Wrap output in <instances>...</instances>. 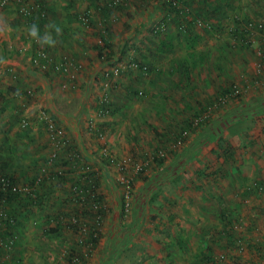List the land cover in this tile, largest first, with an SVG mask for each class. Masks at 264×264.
<instances>
[{
  "label": "rangeland",
  "instance_id": "obj_1",
  "mask_svg": "<svg viewBox=\"0 0 264 264\" xmlns=\"http://www.w3.org/2000/svg\"><path fill=\"white\" fill-rule=\"evenodd\" d=\"M38 1H41L40 3L45 8V17L38 24L41 35H43L44 28L41 24L46 20L50 10H47L45 0ZM51 1L57 3L55 10L58 13L55 17L67 18L66 16H73L74 11L80 14L87 8L90 10L89 13H96V18L90 17L91 28L88 31L90 37H96L98 29L106 23L102 15H106V17L109 15L108 19L112 25L110 33L115 34L112 37L114 41L111 40L113 41L111 43L113 45L119 43L120 45L122 42L123 54H119L118 59H116V51L113 55L114 58L108 61L115 59L116 61H128L130 58L140 61L134 52L150 55L151 48L155 47L156 44L163 43L165 48L170 49L166 53H171L178 59L184 58L183 63L188 62L189 55L186 52L190 51V56L193 55L194 58L191 61L192 64L197 66L203 64L207 68L212 66L211 69H208L210 73H207L211 77L206 81L204 79L206 74H204L203 79H200L201 81L193 82L191 80L194 84L191 88L185 89L187 90L186 99L191 97V101L183 105L168 103L166 98L168 89L166 87H163L162 90L158 87L160 94L164 95L163 100L156 101L154 98L159 90L153 92L155 85H151V80L154 74L152 73L151 77L150 75L155 68L148 60L144 62L148 69L147 67H133L122 70L121 74L110 78L107 87L100 88L97 85H100L101 72L90 71L92 66H95L94 63L91 64L87 61L90 56L78 52L80 56L72 57L80 66L74 92L76 95L73 96L74 109L77 110L78 106L83 103L84 108L80 112L84 113V117H87V122L92 120L93 117H89L93 113L91 109L95 110L96 108L92 100L100 94V91L102 93L103 91L107 92L110 108L109 117L105 118H108L107 120L99 119L94 123L95 127L105 131L103 140L97 139L93 131L89 130L88 125L85 126L86 132L89 133L88 141L93 143L91 148L85 146L89 150L86 153L97 157L99 145L104 142L111 155L118 161L125 163L126 171L131 175L129 206L127 209L116 207L121 198L120 193L124 192V189L116 183L118 181L115 177H118V173H115L111 165L109 167L105 165L106 173L112 177L110 189L105 184L101 171L96 165H92L91 160H82L84 164L79 163L82 165H78L77 169L76 160L75 164L69 162L70 160L64 161L61 163V168L65 171L62 177L67 179L58 185L64 187L60 191L57 187L56 195L54 196L53 193L48 201L59 203V200L68 197L69 194H66L68 189L69 193H72V181L77 176L75 173H80L83 170H97L96 175L99 178L97 187L106 208L98 223L94 225L97 230V245L95 248H89L88 236L80 233L76 227H67L66 223H72V211L70 209L62 213L61 221L66 227L57 228L59 232L52 233L49 230L55 227V218L44 211L46 208L44 201L32 203L28 208H25L24 200L18 201L13 208L18 211L16 226L18 228L15 231L18 239L15 244V251L16 256L20 259L19 264H66L70 261L66 256L67 250L71 252L72 256L77 257L78 253L83 255L82 259L79 258L78 264H205L200 263V261L208 249L213 252L215 257H218L219 253L231 250L227 254L226 261H229L231 259L228 256L234 254L236 243H249L254 247L258 243H264V185L261 184L262 188L260 189L252 188L251 192L245 196L239 195L238 201H235L234 198L230 200L233 203L232 208L227 202H220L221 199L218 198L217 190L214 193V189H218V182L226 181L235 169L232 166L233 159L235 161L240 160L242 163L246 154L252 155L251 146L254 144L252 141L260 139L259 136L254 137V135L259 131L261 132L264 118L256 122H246L245 125L244 123L241 124L246 129L237 128L235 124L230 127L223 126L222 122L218 121V116L226 111L229 105L222 106L210 116L206 125L201 126L199 124L189 129L187 136L178 142V135L185 128V122L189 121L198 109L195 100H199L201 107L207 106L218 97L221 90H224L237 78H239L238 83L241 82L243 79L241 76L239 77L240 74L249 76L253 73L251 62L254 55L252 46L244 43L243 25L248 20L255 24L260 23L262 25L261 31L264 34V0H205L202 7L205 12L212 11L211 14L199 12L200 0H186V2L176 0L175 6L186 7L189 14L199 13L201 16L194 18L193 25L186 24L187 27L184 29L175 26L171 21V15L166 20L165 12L167 11L164 0H123L121 5L124 7L122 6L123 8L120 9L116 8L117 4H110L111 0ZM83 3L84 6L80 8ZM12 6L13 9L10 10L16 12L14 5ZM101 8H104V11H101ZM0 10L7 9L5 7ZM51 15H54L53 9L49 17ZM163 16L165 18L163 20L166 21L158 26V22ZM179 18H181L180 15ZM197 21H201V24H198ZM123 23L126 24V27H123ZM3 31L4 29H1V32ZM199 32L208 33L212 37L211 40L215 39L214 43L218 44V57L213 56L212 48L214 46L208 41L200 44L195 43L192 47L189 44V49H185L187 46L183 45V39L185 37L190 39L193 34L197 35ZM173 33L177 34V41H172L171 36L168 37L169 34ZM21 35L22 37L18 39L19 43L10 50L8 55H0L8 61L7 64H0V93L4 91L3 94H5L8 90L4 80L5 74H13V67L17 65L22 69L28 68L26 60L36 42L32 41L27 32ZM52 35L58 42L65 38L62 34L59 37L55 33ZM168 38L170 41L166 42ZM139 46L142 52L137 48ZM22 47L25 49L21 50ZM197 47L200 48L197 49ZM44 48L51 53L49 54L51 59H57L60 56L70 58L72 55L67 52L69 51L67 45L65 49H62L65 52L56 46H45ZM60 51L64 54H54ZM198 51H201V55H196ZM181 53L183 55H180ZM94 55L96 54L94 53ZM78 58L81 59L82 63ZM212 58H214V62ZM98 59L99 57L96 56V62L99 61ZM106 62L104 64H107ZM110 64L103 66L111 67L113 63ZM224 65H227V68L219 71ZM227 70H230L231 74L226 75ZM194 73L197 76V72ZM216 73L218 80L215 78ZM161 76L163 83H165V74ZM213 77L214 79H212ZM231 77L232 80H230ZM97 80L98 83H96ZM199 85H203V87L201 88ZM217 85L219 87L222 85V87L217 88ZM37 87L29 86L23 89L25 93L26 89L33 91L30 96L27 95L26 102L24 101L26 124L18 119L15 123H9L7 127L5 126L6 131L0 130V172L17 178L18 181L22 182L17 183L18 185L27 184L31 175L35 177L41 167L46 165L47 171H52L53 165L57 164L53 163L50 158L52 151L50 147L52 146V149L55 147L49 142L43 124L39 122L37 114H35L39 108L43 107L47 99L43 98L46 95L35 93L34 88ZM200 88L202 89L201 92H197ZM169 89L181 91L178 84L171 85ZM262 91L263 89H260L259 92ZM9 93L10 97H17V101L23 103L16 93L14 95H12V91ZM0 95L3 97L2 94ZM38 97V104H35L34 100ZM53 97L56 101L59 94L55 96L53 94ZM42 98L43 100H40ZM47 102L45 105L55 110L53 100L48 98ZM169 107L175 110H169L173 113L172 116L171 113L166 114V108ZM21 114L24 115V112ZM177 116H182V119L177 118ZM4 124L6 125L8 122L4 121ZM108 124H112L109 131L106 130ZM78 125L82 132L87 135L83 124ZM28 127L32 131L37 128H41L43 131V139L39 140L37 147L40 150H46L45 153L37 156L36 148L30 149L34 138L31 137L32 134L28 133ZM33 127L34 129H32ZM12 129H15L16 133L21 131L24 134H20L18 137L5 133L7 131L14 133ZM63 129L66 139L72 143L73 139L68 136L72 131L67 132V134L65 128ZM247 129H250L251 132L248 133ZM108 136L114 140V146L108 143ZM15 139H21L19 144ZM158 150H161V154L158 153ZM224 150L231 152L229 159L225 162L223 158L228 156H223ZM58 156L57 161L67 159L62 151L58 153ZM227 162L229 165L225 168V173L219 172L221 165ZM136 166L140 168L136 170ZM58 169L59 167H55L54 171L51 172L52 178L58 179L55 181L61 179L62 173L57 175L55 172ZM115 170L117 171L116 168ZM206 178H209L211 182L202 181ZM215 180L216 182H214ZM55 181L53 180V182ZM223 189L227 196H232L234 189L229 187ZM241 191L240 193H242ZM213 195H217V197L214 198ZM114 197L117 198L115 202H113ZM172 199H174L173 203ZM134 202L137 209L135 213L133 211ZM213 209H216V212L212 215L209 214L210 210ZM83 217L90 223V216L84 215ZM81 223L82 221L76 223L80 230H82V226L79 225ZM134 228L136 231L132 233ZM229 229L230 233L234 235L231 239L224 236ZM124 237L129 239L126 240V243H123ZM79 239L83 241L79 242ZM253 246L248 250L251 252L249 256L255 258L254 262H250V264L255 263L260 255Z\"/></svg>",
  "mask_w": 264,
  "mask_h": 264
},
{
  "label": "crops",
  "instance_id": "obj_2",
  "mask_svg": "<svg viewBox=\"0 0 264 264\" xmlns=\"http://www.w3.org/2000/svg\"><path fill=\"white\" fill-rule=\"evenodd\" d=\"M45 4L47 5V10H50V11L47 15L46 20L41 24V26L44 28V26L47 23H49L50 21L55 22L56 24H58L62 27V30H63L62 35L65 36V38H63L59 42L57 41L55 46L57 48H59L60 50H62L63 48L65 49L66 45L69 46V51H67V52L71 53L72 55L69 54L71 56H80L79 53L86 54V55L90 56L87 61H89V63H91V64L94 63V65H95V66H92V69L90 70L91 72L93 70H97V71L102 72L104 68L108 67V66H103V65H108V64H104V63L101 64L99 61L96 62V55H94L95 43L98 42L99 39H97V37H95V36H91V37L89 36L88 31L91 28L90 23L88 22L87 25L82 23L79 20V17H78L79 14L77 11H74L75 13L73 16H66L67 18L55 17L56 13H58L55 10L56 9L55 4H57L56 1L52 2L51 0H45ZM52 5H53V7H52ZM83 6H84V3L80 6V8H82ZM88 7H91V5H88ZM11 8L13 9L12 4H10L6 7L7 10H0V55H5V56L8 55L10 53V50H12L13 47L19 43L18 39L22 37L21 34H23V33L25 34V32H27V28L29 27L17 15L16 12H14L13 10L12 11L10 10ZM52 9H53L54 15L53 16L51 15L49 17V15L52 13ZM58 10L60 11L61 8ZM71 11H73V10H71ZM86 12H88V14H90L89 20H90V17L93 19L96 18V13L95 14L89 13L90 10L88 8L86 9ZM1 29H4V31L1 32ZM96 29H97V27H96ZM53 33H55V32H53ZM114 35L115 34L110 33L108 35L109 39L113 40L112 37H114ZM106 36H104V38H107ZM170 36L172 37V39H171L172 41H177L176 40L177 39L176 33L169 34L168 37H170ZM210 38H212V37H210V34L199 32V34H197V36L193 38V41L191 44H190V39H188L186 37L183 39L182 42H183L184 46H187V48L185 47V49H187V50L189 49V44H190V47H192L195 43L200 44V43H204L205 41L211 42L212 45L214 46V48H212V51L214 52L213 56L218 57V55H217L218 54V51H217L218 44L214 43L215 39H212L213 40L212 41ZM166 39H167V37H166ZM169 39L170 38H168V40L166 42L170 41ZM120 44H123V43L120 42ZM88 45H89V47H88ZM137 48L142 52V49L140 46ZM160 48H162V49H160ZM198 48H200V47H197V49ZM168 50H170V49L165 48L163 43H161V44L159 43V44H156L155 47L151 48L150 55H146V54L143 55L140 52H137V53L134 51L133 52L135 53L134 55L136 56V58L139 59L140 60L139 62H141L142 64H145L144 62H147L146 60L150 61V64H153V67L155 68V70H153V72H151V75H150V77H151L152 73L154 74L152 77V80H151L152 81L151 85L152 84L155 85V86H153V92L156 90H159L158 87H160V90H162L163 87H166L168 89V93H166V98L168 100V103L173 102V103H178V104L180 103L183 105V104H186L188 101H191V97L189 99H186L187 98V90H185V89L191 88L192 84H194L193 82L201 81L200 79H203L204 74H206L205 77L208 76L206 78L204 77V79L206 81H208L211 77L207 74V73H210V71L208 69L209 68L211 69L212 66H209V68H207L203 64H200L199 66L192 64L191 61L194 59L193 55L190 56L191 52L187 51V50H186L187 51L186 53L189 55V57L187 59L188 62L183 63L182 61L184 60V58L178 59L177 57L172 56L171 53L167 54L166 51H168ZM62 51L56 52V53L53 52V53L54 54H59V53L64 54L63 52H65V51H63V52ZM165 54H167V55L165 56ZM180 55H183V53H181ZM196 55H201V51L200 52L198 51V53ZM79 60L81 61V59H79ZM212 60L214 62V58H212ZM112 61H114V60H112ZM120 61H123V60H120ZM80 63H82V61ZM110 63H114V62H110ZM13 68H14L13 74L8 73V74H5V77H4V80L6 81L7 88L9 91L7 90V92L5 94H3L4 91H3V93H0L3 95V97H0V120H2V123H0V130L6 131L4 129L5 126L7 127L9 125V123H15V121L19 119V117L17 118V116H18L17 111L20 108V106L18 105L20 103V101H17V99H18L17 97H10L9 92L12 91V95H14L15 92H20L21 90H23L29 86L30 87L31 86H34V87L38 86L36 89L34 88V90L36 91L35 93L37 95H39L41 93L43 95H46L43 98H47V99L51 98V100H53L54 103H56V104L59 103L61 109L60 110L52 109V110L56 114V116L59 118L62 126H64L66 133L72 131V133H70V134L67 133V134L70 137V139H73V143H76L77 148L83 150L85 153L89 152V150H87L85 147V146H89V148H91L90 147L91 144L93 145L92 142L88 141L89 133L86 132V128H85V126L88 125L89 121L87 122V120H86L87 117H84V113L80 112V110L82 108H84L83 103H81L78 106L77 110H76V108L74 109L73 96L76 95V93H74L76 88H74V87L73 88L72 87H66L64 89L59 88L58 85H59L60 80H61L60 76L53 73V72L46 74L44 76L43 75L41 76V75H38L35 73L34 74L31 73L28 69L23 68L24 69L23 70L18 65L14 66ZM226 68H227V65H224L221 68V70H219V71L225 70ZM194 72H197V76L195 75ZM163 74H165V79H166L165 83H163V79H161L162 78L161 75H163ZM225 74L226 75L231 74V71L227 70L225 72ZM217 75L218 74L216 73L215 78L218 80ZM212 79H214V77ZM153 80L156 82H154ZM230 80H232V77L230 78ZM238 80H239V78H237L231 84H233L234 82H238ZM89 81H91V80L89 79ZM158 81L160 82L159 85H158ZM96 83H98V80L96 81ZM173 84H178L181 87V91H171L169 89V87ZM222 85H220V87H222ZM97 86L100 88H103L100 85H97ZM199 86L201 88L203 87V85H199ZM216 87L220 88L218 85ZM201 88L197 92H201V90H202ZM103 90H105V89H103ZM160 90H159V93H157L156 96H154L156 101L159 99L163 100L164 95L160 94L161 93ZM103 93L106 94L107 92L103 91ZM53 94H54V96L59 94L58 99H60V100L57 99L56 101H54ZM97 97H98V95H97ZM97 97L95 96L92 100V103H94V105H95L94 107H96V108H95V110L93 108L91 109V112H93V113L89 116V117H91V116L93 117V119H92L93 121H96L99 119L103 120L106 117H109V114H110V110H109L108 114H106L104 116H97L96 115L95 112L99 107ZM254 97H255L254 93L244 95L238 101L240 103L239 105H237L238 103H236V105H232V106H235V108H236V114L233 117V119L235 121L231 122L232 125L235 124L237 128L246 129L241 124L244 123V125H245L246 122L247 123L253 122V121L256 122V121L264 118V90L262 92H258L256 97L255 98ZM43 98L40 100H43ZM246 98L248 99L249 103L246 101L247 100ZM47 99H46V102H44V104L48 103ZM38 101H39V97L34 100V103L38 104ZM92 105H91V107H92ZM107 106L109 108V104ZM31 107L34 108V106H31ZM170 109H172V111L174 110L171 107L166 108V110H167L166 114L171 113V112H169ZM25 110H26V108H24L22 110L24 112V115L21 116L20 118L26 117ZM176 110H178V109H176ZM172 115H173V113H171V116ZM177 118L182 119V116L181 117L177 116ZM107 119H105V120H107ZM105 120H103V121H105ZM4 121H7L8 124L5 125ZM1 124H2V126H1ZM78 124H80V125L83 124V126L85 128V132L87 135H85L84 132H82V129L80 128V126ZM111 127H112V124H108V126H106V130L109 131ZM261 128H262L261 132L259 131L257 134L254 135V137L259 136L260 139H254L252 141V142H254V144H252V146H251V149L253 150L252 155L248 156L246 154V157L243 158L242 163L240 160L235 161L233 159L232 166L235 169L232 171L231 176L227 177L226 181L218 182V189H216V188L214 189V193L216 192V190L218 191V198L221 199L220 202H227L228 205L229 204L231 205V208L233 207V203L230 200H232L234 198L235 201H238L239 195L242 196L244 194V191H241V190L243 188H245L246 185H249L253 181L261 182L264 185V137H263L264 136V129H263V127H261ZM32 129H34V127ZM37 130H38V132H37ZM247 130H248L247 131L248 133L251 132L250 129H247ZM12 131L14 133H12L11 131L10 132L7 131L5 133H7V135H10V136L16 135L18 137H20L19 136L20 134L21 135L24 134V133H21V131L16 133L15 129H12ZM28 131H29L28 132L29 134H32L31 137L34 138L32 141L33 145L30 146V149L32 148V150H34L33 148H36V152L38 153L37 156L45 153L46 150H42V149L40 150V148L37 147V145L39 144V140L43 139L44 133L41 130V128H39V129L37 128L36 130H33L34 131L33 132L32 130H29V127H28ZM29 137H30V135H29ZM20 140L21 139H15V141H17L18 144H19ZM107 141H108V143H111L114 146L115 143H114V140L112 139L111 136L107 137ZM248 142H250V141L248 140ZM50 148H51V150L54 149V148L52 149V146ZM182 152H183V150H182ZM86 157L87 158L89 157V159H92V155L89 153H86ZM228 165H229L228 162L223 163L221 165V167L219 168V172L223 171V173H225V171H226L225 168L228 167ZM104 173L106 174V171ZM101 174H103V173H101ZM105 174H103L102 178H103L105 184L108 185L110 188V186H112V183L110 182V179ZM107 175H108V173H107ZM202 181L207 182V183L211 182V180H209V178L203 179ZM214 182H216V180ZM46 185H50V181H47ZM227 187H229L230 189H234L232 196L226 195V192L223 188H227ZM240 191L242 193H240ZM55 195H56V192H54V196ZM213 197L215 198V197H217V195H215V196L213 195ZM49 198L50 197H46V199L44 200L45 205H47V203L50 202V201H48ZM114 199H115V197H114ZM173 201H174V199H172V203H173ZM59 205H62L63 208L66 207L65 204L64 205L60 204V200H59ZM44 211L46 213H48L49 209H44ZM61 212H64V210H62ZM215 212H216V209H213V210H210L209 214L212 215ZM135 231H136V228H134L132 230V233H135ZM127 238L126 239L124 238L123 243H126V240H129ZM259 245L261 246L262 243H260V244L258 243V249H259Z\"/></svg>",
  "mask_w": 264,
  "mask_h": 264
},
{
  "label": "trees",
  "instance_id": "obj_3",
  "mask_svg": "<svg viewBox=\"0 0 264 264\" xmlns=\"http://www.w3.org/2000/svg\"><path fill=\"white\" fill-rule=\"evenodd\" d=\"M97 1H99V0H97ZM164 1L166 3L165 10L167 11V12H165L166 20H167L168 17H170L169 15H171V17H172L171 21L179 29L186 28L187 27L186 24L187 25H193V22L195 21L194 18L201 17L199 13L189 14L188 13L189 12L188 8L186 9V7L180 8V7L175 6L176 0L175 1H173V0H164ZM181 1L182 2H186V0H181ZM32 2L34 4H37V5L41 6V7H43V4L40 3L41 1L32 0ZM122 2L123 1L117 3V5H116L117 9H120V8L124 7L123 5H121ZM200 2L201 3H200L199 6H201V7L199 9V12H203L204 14H211L212 11L205 12L203 7H202V3H205V0H200ZM104 6H106V4H104ZM103 9L104 8H101V11H104ZM117 9H116V11H117ZM107 10H109V9H107ZM17 15L25 22V24L27 26H30L34 22L39 24V22L43 19V18L39 19V17L37 15L32 16L30 18L21 17L18 13H17ZM81 15H86L89 18V14L86 11L81 12L79 14V16H81ZM179 15L181 16V18H179ZM102 16H103V18H104L106 23L101 25V27L98 29L96 37H97V39H101V42H103V45H101L99 42L95 43V54H96L97 57H99L98 60H99V62L101 64H103L105 61L109 62L108 61L109 59L114 58L113 55H114V53L116 51H117V58L116 59H118L119 54H121L122 50H123V48H122L123 44L119 45V43H116L115 45H113L111 43L113 41H111L109 39V36H108L110 34V30H111L110 28L112 26L111 23L109 22V19H108L109 15L107 17H106V15H102ZM163 19H165L164 16H163V18L160 19V22H158V24H159L158 26H161L166 21V20L164 21ZM197 23H198V21H197ZM123 27H126L125 23H123ZM203 31L205 32V30H203ZM104 36H106L107 38H104ZM196 36H197L196 34L195 35L193 34L191 36V38H190V42L191 43L193 41V38L196 37ZM102 46L105 47L104 54H103V50H101ZM72 57H74V56H70V59ZM116 59L114 61H116ZM71 60H72V62H75L73 58ZM129 61H132L136 67H143V68L147 67V69H148V66L146 64L139 63V61H136L135 59H131L130 58ZM27 69L31 73H33V74L35 73V74H38V75H41V76L49 74V72H41V71H38L36 69H31L30 67H28ZM121 72L122 71L119 70L117 72V75L121 74ZM74 88H76V87H74ZM229 88H230V85L228 87H226L224 90H221V93L218 94V97L224 95V93H227ZM15 93H16V95L18 97H20L22 99V102H23V103H19L18 104L20 106V108L17 111V113H18L17 118L19 117L20 120H23V119L26 120V117H24V118L23 117L20 118V117L23 116V115H21V112H23L22 110L25 108L24 103L26 102L25 99L27 97V94L25 93L24 90H21L20 92H15ZM257 93H254L255 97H256ZM237 100H239V99H237ZM195 101H196V103H195L196 107L198 109L195 111V113L192 115V117H190L189 121L187 120L185 122L186 123L185 128H190L191 119L195 115L199 114L200 111H202L206 107V106H202L201 107V104H200L199 100H195ZM246 101L249 103L248 99ZM235 102L238 103L237 105L240 104L237 101H235ZM235 102L233 104H230L229 106L236 105ZM54 106H55L56 110L57 109L58 110L61 109L59 103H57V104L54 103ZM229 106H228L226 111H224L223 113H221L218 116V121L222 122L223 126H229L230 127V126H232L231 122L235 121L233 119V117L236 114V108H235V106H231V107H229ZM41 109L44 112H46V113H48L50 115L49 118L53 121L55 126L64 128V126H62V124L60 123L59 118L53 112L52 107L47 106V105L44 104L43 107H41ZM37 113H38V111H36L35 114H37ZM206 122H208V120L204 119V120H201L197 125H199V124L201 126L202 125H206ZM263 129H264V125H263ZM68 144L72 147V154L69 156V158L61 159L60 161H57L56 159L59 157L58 154H57L56 157L53 159V163L54 162L57 163V164L53 165L54 168L55 167H59L58 170H55L56 174L59 175L60 173H62L60 175V178H61L60 181H55V180H58V179L52 178L51 172L54 171V168L51 169L52 171H47V169H46L42 173V175L47 171V174L45 175L47 178L42 176L41 177V181L39 182V184L37 185L36 188H33L31 183H32V181L35 178H37V176H41L40 173H36L35 177L34 176L32 177V175H31V177L27 180V181H29V182H27V185L30 187V189L28 191H10V190H6L4 192H0V204L3 203L5 205V207H6V208H4L3 214L0 217V229L2 231V236H4L3 238H5V240H3L2 245L5 248V250L7 251V253L12 258L16 259V263L11 261V262H13L15 264H19L20 263V259H19L18 256H16V251H15V244H16V241L18 239V236L16 235V232H15L16 229L18 228V227H16L17 226V222H18V211L15 210L13 208V206L16 203H18V201H23L24 200L23 202H25V204H26L25 208H28L29 206H31L32 203H37V201L40 202L41 200L44 201L46 199L45 197L52 196L54 192H56L58 189L60 191V189L62 187H64V186H58V185L61 184V182H63L64 180L67 179L66 177H62V175L65 173V171H64L63 168H61L62 167L61 163H63L64 161L70 160L69 162H72V164H75L74 162L76 160V169H77L78 165L81 166L82 164H84L83 161H85L86 159H89V158L86 157V153L83 150L77 148V144L76 143H73V142L70 143L68 141ZM99 148H100V145H99ZM225 151H227V150H224L223 156L224 157L228 156V157L227 158H223L224 162H225V160L229 159V155L231 154V152L229 150L226 152V154H225ZM160 159H162V157H160ZM89 160L92 161V165H96L97 166V168L99 169V171H101V173L105 174L104 173L106 171L105 170V163H104V160L100 157V155H98L97 157L92 156V159H89ZM81 162H82V164L80 165L79 163H81ZM88 165H89V167H91L90 164H88ZM75 170H74V172H75ZM97 172H98L97 170H90V171L83 170L80 173H75V174H77V176H75V178L72 181V184H73L72 185L73 186L72 193H69V189H68L67 192H66L67 195L69 194L68 197L67 198L65 197L64 200L60 201V204H63V205L65 204L66 207L63 208L62 205H59V203H51V202H49L47 205H45L46 208H44V209H49V212L47 214H51L55 218V223H56L54 225L55 227L50 229L49 230L50 232H52V233L53 232H57L58 233L59 231L57 230V228L60 229V227H63V226L66 227V225L69 228L76 227V229L80 233H82L85 236H88V239H89L88 243H89V246H90L89 248H93V247L95 248V246L97 245L96 244L97 239H98L97 230L94 227V225L96 223H98L101 215H103V213L105 212V209H106L105 208V204L102 201V197H101V195L99 193V188L97 187L98 180H99L98 176L96 175ZM0 173L3 174L4 176L10 177L16 184L17 183H22L21 181H18L17 178L12 177V175H9V174L4 173V172H0ZM103 174H102V176H103ZM105 175L108 177L107 173ZM88 178H89V180L87 181ZM53 180L55 182H52ZM47 181H50V185H46ZM254 182H252L251 184H249L247 187L244 188L243 196H245V194H249L251 192V189L255 188L254 185H253ZM256 182L258 184H262L261 182H258V181H256ZM57 187H58V189L56 190ZM120 196H121L120 201H119L118 205L116 206V207L119 206V208L124 207V204H125L123 194L120 193ZM116 200H117V198H115L113 200V202H115ZM77 205H79V207H77ZM133 205H134V210L133 211L135 213V211L137 210L136 206H135L136 203L134 202ZM68 209H70L72 211L71 218L75 219V222H72V223H69V224L66 223V225H63V221H61V218L63 217V214H62L63 212H61V211L64 210V212H66V210H68ZM84 215H86L88 217L90 216L91 217V221H93V222L90 221V223H88L85 220V217H83ZM12 220H13V223H11ZM78 221H82V223L79 224V225L83 226L85 228L84 230H80L78 228V225L76 224V223H78ZM75 224H76V226H75ZM226 232H227L226 235H224L225 237H228L229 239H231L232 236H234L233 234L230 233L231 232L230 229L228 231H226ZM83 240H84V238H83ZM83 240L79 239V242H82ZM81 244H83V243H81ZM240 246H241V248H243V251L246 252V255H249L251 253L248 250L251 249V246H253L252 244L243 243V245H240ZM13 248H14V250H13ZM254 248L256 250H258V245H256ZM258 251H260V250H258ZM14 254H15V256H12ZM66 256H67L68 260H70L72 258L76 259L72 264H78L79 263V258L80 259L83 258V255L81 253H78L77 257L76 256H72V254H71V252L69 250H67ZM212 256H213V252L208 249L207 253L205 254L204 258H202L200 263L218 264L217 261H216V257L215 256L212 257ZM239 256H237V255H229L228 258L231 259V260L226 261L224 263L222 262V264H250V262H253L252 258H248V259L244 258V259H242L241 255H239Z\"/></svg>",
  "mask_w": 264,
  "mask_h": 264
},
{
  "label": "built area",
  "instance_id": "obj_4",
  "mask_svg": "<svg viewBox=\"0 0 264 264\" xmlns=\"http://www.w3.org/2000/svg\"><path fill=\"white\" fill-rule=\"evenodd\" d=\"M123 0H111V4H117L118 2H121ZM175 1V0H173ZM14 5L16 13H18L21 17L24 18H30L32 16L37 15L39 19L45 17V8L34 4L32 0H0V9L7 7L8 5ZM79 20L87 25L89 18L86 15L79 16ZM198 24H201L200 21H198ZM262 25L260 23L255 24L252 21H247L243 25V31L244 36L243 40L244 43L248 46H252V52L254 55V59L251 62V68L253 70V73H251L249 76L245 75H239L241 76L243 80L241 82H234L230 85V88L227 93H224V95L217 97L212 103H209L202 111H200L199 114L195 115L191 119V125L190 128H183L179 135H178V142L180 139L187 136L189 133V129L195 127L201 120H209L210 116L217 111V109L221 108L222 106L233 104L235 101H239L240 98L244 95H248L250 93H257L260 91V89L264 90V34L262 33ZM101 45H103V42H101V39L98 41ZM36 45L32 47L31 52L29 53V56L26 60V64L31 69H36L41 72H49V73H55L60 76V83L59 88H66V87H75L76 80H77V74L78 70L80 69V66L78 63L72 62L70 58H67L66 56H60L57 59H51V54L46 48H41L37 43ZM260 44V45H259ZM22 49H25V47H22ZM20 50V49H19ZM20 50V51H21ZM101 50H103V54L105 51V47H103ZM102 54V55H103ZM111 65V64H108ZM135 68L136 66L132 61H116L113 63L111 67H106L101 72V80H100V86L105 88L107 87L110 78L112 76H116L117 72L119 70H125L130 68ZM37 71V72H38ZM39 73V72H38ZM33 93L31 89H26V94L30 96ZM98 103L99 107L96 110L97 116H104L108 114L109 108H108V101H107V93L104 94L102 91L100 94H98ZM239 99V100H237ZM236 103V102H235ZM219 112V111H218ZM50 115L46 112H44L41 108L38 109L37 113V119L39 122L43 124L45 133L47 134V137L49 138V142L51 145H54V149L50 153V158L53 160L56 155L62 151L67 158L72 154V147L68 144V140L66 139V135L64 132V129L62 127H57L54 125L53 121L49 118ZM22 123L26 124V120H21ZM95 121L89 120L88 122V128L89 130H92L95 134L96 138L99 140H103L105 137V131L102 129L95 127L94 125ZM158 153L161 154V150H158ZM99 155L104 160L105 165L109 167L110 165L114 168L115 173H118V177H115L117 179L119 185L122 186L124 189V192H122L124 196V207L128 208V202L130 197V190H131V179L127 171H126V165L122 161H118L115 159L107 145L104 142H101L100 148H99ZM117 169V171L115 170ZM136 170L139 169V166L135 167ZM46 170V165L41 167L39 169V173L41 176H37L35 178L31 185L33 188H36L39 182L41 181V177L47 174V171L42 175V173ZM39 175V174H38ZM108 178L112 180V177L108 173ZM89 178L87 179V181ZM254 187L256 189L262 188L260 184L257 182H254ZM30 187L25 185H18L16 184L10 177L4 176L0 173V192H4L6 190L10 191H28ZM77 191V190H76ZM75 191V192H76ZM5 205L3 203L0 204V217L3 214ZM72 222H75V219L71 218ZM13 223V220L12 222ZM85 228L82 226V230ZM2 236V231L0 229V264H15L16 259L12 258L5 248L3 247L2 243L5 238ZM3 238V239H2ZM240 245H243V243L239 242L236 243L234 248V254L232 255H241L242 259H248L252 258L253 262L255 260L254 257H251L249 255H246V252L243 251V248H241ZM259 257L255 264H264V243L262 245H259ZM231 250L224 251L222 253H219V256L216 257V261L218 264H222V262H226L227 260V254ZM233 251V249H232ZM242 253V254H241ZM240 257V256H239ZM218 258V259H217ZM76 259L72 258L70 261L66 264H72ZM15 263H13V262ZM258 262V263H257ZM254 264V263H251Z\"/></svg>",
  "mask_w": 264,
  "mask_h": 264
},
{
  "label": "clouds",
  "instance_id": "obj_5",
  "mask_svg": "<svg viewBox=\"0 0 264 264\" xmlns=\"http://www.w3.org/2000/svg\"><path fill=\"white\" fill-rule=\"evenodd\" d=\"M88 22L90 23V20ZM62 31H63L62 27L52 21H50L44 26L43 35H41V30L38 23L34 22L27 28L28 36L33 41H35L41 48L45 46L55 47L57 40L53 37L52 33L55 32L56 36L59 37L62 34ZM109 62L115 63L116 61H109ZM109 62L107 64H110ZM7 63L8 61L4 57H0V64H7Z\"/></svg>",
  "mask_w": 264,
  "mask_h": 264
}]
</instances>
